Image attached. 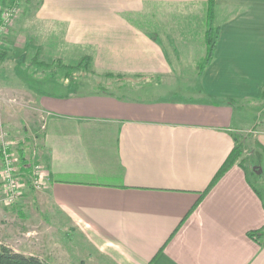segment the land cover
Returning <instances> with one entry per match:
<instances>
[{"label":"crops","instance_id":"crops-1","mask_svg":"<svg viewBox=\"0 0 264 264\" xmlns=\"http://www.w3.org/2000/svg\"><path fill=\"white\" fill-rule=\"evenodd\" d=\"M14 1L13 86L44 113L43 184L21 204L59 216L109 264H264L247 236L264 228V200L244 171L232 166L200 198L237 132L264 146V126L249 123L264 87V0H214L211 20L207 0ZM84 56L88 66L54 62Z\"/></svg>","mask_w":264,"mask_h":264},{"label":"rangeland","instance_id":"rangeland-1","mask_svg":"<svg viewBox=\"0 0 264 264\" xmlns=\"http://www.w3.org/2000/svg\"><path fill=\"white\" fill-rule=\"evenodd\" d=\"M13 4L16 8L14 19L19 12V3L16 1L0 0V15L4 14V9L8 5ZM6 33L0 42V52L5 53L4 58H0V83L3 82L7 85L6 88L0 90V129L6 132L10 141H13L12 150L17 160V168L20 169V147L23 148L28 160L27 165L39 163L36 158V150L39 148L40 142L34 138H39L42 134L40 125H42L44 113L29 101L30 96L27 91L13 86L16 84L15 81H21V79L12 74V67L16 59L15 57H7V55L10 56V53L4 48ZM22 60L21 65L24 66L28 59ZM177 80H180L179 77ZM249 109L253 114L249 115L251 116L249 123L255 125L256 121L261 124L260 127L264 126V99L252 104ZM258 112L259 115L256 114ZM241 113L248 115L247 112L244 113L243 111L238 112V115ZM33 119L35 120L34 123ZM236 136V143H241L243 155L246 158L249 179L255 184L264 200V156L256 146V141H253L252 130H241L237 132ZM19 172L23 176L26 173L22 170ZM24 188L22 197L26 193L35 192V189L29 184ZM2 190L0 181V198L2 197ZM21 198L12 205L0 201V243L9 246L16 252L36 255L48 264H109L100 257L95 256L94 260L88 257L87 249L82 247L85 244L79 239V236L77 241L72 240L75 235L68 231V237H66L64 232H66L68 225H64V221L59 216L45 213L39 205H33L29 202L21 204ZM19 207L22 208V213L18 215L16 209Z\"/></svg>","mask_w":264,"mask_h":264},{"label":"trees","instance_id":"trees-1","mask_svg":"<svg viewBox=\"0 0 264 264\" xmlns=\"http://www.w3.org/2000/svg\"><path fill=\"white\" fill-rule=\"evenodd\" d=\"M10 1H13V0H10ZM213 11H214V0H207L208 20L212 19ZM217 34H218V27L211 23L205 31L206 50H205V55L203 59L198 65L199 74L201 73L203 68L210 62L213 56V52H214V48H215V44L217 40ZM4 56H5V53L0 52V58L2 59L4 58ZM89 61H90V58L84 56V57H81L78 63L75 65L64 64L59 60H55L54 62L59 67L70 69L72 67H77L80 64H84L88 66ZM32 62L35 66H38V67L49 66V63L40 60L37 55L34 58H32ZM105 76H113V75L107 73L105 74ZM114 76H117V75H114ZM260 98L264 99V87L262 89ZM255 144L259 148L262 155L264 156V146L259 144V142L257 141L255 142ZM19 158L21 160L20 161L21 166L19 170L20 171L22 170L28 173V170H29V166L27 165L28 160L26 159V155L22 147H20L19 149ZM234 165H238L244 171L246 181L251 185L253 191L261 198L262 197L261 193L257 190L255 184H253V182H251L249 179V172L246 167V158L243 155V149H242L241 143L238 144L236 142L233 148L231 149V151L229 152L228 156L226 157V159L223 161V163L220 165V167L214 174L207 188L201 193L200 198H202V196H204L218 182V180ZM200 198L193 205L192 209H194L197 206ZM247 236H249L251 239L259 243L260 245L264 244V228L249 231L247 233ZM0 264H48V263L36 255H25L23 253L14 251L12 248H10L9 246L5 244L0 243Z\"/></svg>","mask_w":264,"mask_h":264},{"label":"built area","instance_id":"built-area-1","mask_svg":"<svg viewBox=\"0 0 264 264\" xmlns=\"http://www.w3.org/2000/svg\"><path fill=\"white\" fill-rule=\"evenodd\" d=\"M4 11V14L0 15V42L16 13V8L14 4L8 5ZM12 146L13 141L0 129V181L3 188L0 201L7 205L16 203L28 184L35 190H39L43 184V169L40 163H31L28 165V173L24 176L20 174Z\"/></svg>","mask_w":264,"mask_h":264}]
</instances>
